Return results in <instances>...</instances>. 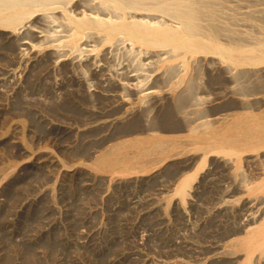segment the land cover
<instances>
[{
	"label": "rangeland",
	"instance_id": "obj_1",
	"mask_svg": "<svg viewBox=\"0 0 264 264\" xmlns=\"http://www.w3.org/2000/svg\"><path fill=\"white\" fill-rule=\"evenodd\" d=\"M209 1L213 2H211L212 19L206 18L207 20L202 23L206 28L210 26L208 23L215 24L220 30L214 37L217 45L231 50L246 49L254 46L256 40L264 38V5H262L264 0ZM255 11H261V14ZM240 12H243V16ZM39 14L31 19L29 25L38 23L35 26L44 25L41 28L50 31L51 28L48 27L55 25L49 18L50 14L43 12ZM54 15L59 16L58 13ZM244 15L246 17L250 15L251 20ZM33 21L36 23L34 24ZM219 25L227 27L220 29ZM28 32L26 27L17 37L27 34L34 44L36 43V47L19 53L16 52L18 49L14 43L9 45L7 42L8 34L0 31V79H5L3 82L0 80V264H224L226 260L230 262L227 261L225 264H232L231 260L233 264L245 263L246 255L237 247V243L243 240L248 230L264 223V202L261 206L264 192L249 193L245 185L263 179L264 173L261 172L263 176L259 174L260 176L257 177L258 172L254 169L262 165L264 150L245 153L238 163L237 157L227 160L216 154H209L204 160L205 154L202 153L201 148L205 145H201L197 137L205 132L209 125L220 134L240 136L248 118L252 121L256 120L255 118H264V81L262 83L264 77L260 78L261 68L243 65L241 60L225 61L212 53L191 55L179 52V56L173 58L165 55L163 58L166 59L159 64L158 71L151 73L152 79L155 80L167 69L174 68L178 72L181 83L176 89H166L164 96H169V99L152 105L149 101H139L132 96L124 98V101L120 97L109 96L111 94L109 92L115 91L116 86L110 84L102 86L93 78V71L88 67L87 54L77 56V66L79 65L77 68L65 69L66 64L68 65L73 59L67 60L68 58L64 57L59 59L58 55L63 53L62 48L51 47L46 40L45 45L43 38H35ZM42 41L44 46L40 44ZM119 48L112 52V57H115L111 61L115 67L128 58L123 52L124 49L121 46ZM102 52L98 53L99 59H102ZM216 58L220 60L216 61ZM64 59L67 61H60ZM239 59H243V56ZM211 64L213 69L210 67ZM10 71L13 73L11 78L8 77ZM189 84L194 86L192 91L186 94ZM183 92L185 95L183 105L180 108L175 107V110L176 97L178 93L180 95ZM195 94L205 100L200 101L202 99H198ZM240 95L244 98L240 99ZM189 105L194 108H189ZM121 109L122 111L118 112ZM177 109L183 112L180 110L176 112ZM135 110L140 112L136 113ZM132 112L135 116L131 118ZM215 119L217 120L214 121ZM141 121L142 125H140ZM103 122L111 124H103ZM109 154H113L114 163L103 160ZM224 163H227L228 169H223ZM212 170L220 173L224 170V173H229H226L228 178L223 172L220 174L222 189L232 191L231 182L234 181L233 183H244L242 191L239 190L237 194L234 193L235 196L231 194L227 198V191L220 189L219 184H215L211 176ZM192 174L196 176L191 185L190 196L185 201L173 197V190L180 181ZM209 178L213 179L212 182L208 181ZM223 180L227 181L223 182ZM213 188L215 191L212 190ZM220 193L222 194L219 195ZM253 199L256 202L253 203ZM213 205L216 208H212ZM247 208L250 210L248 211ZM250 211L255 212L256 215ZM220 220L225 222L222 223ZM253 220L255 222H252ZM259 253L255 252L254 257L258 259L253 257L252 264H264V257L260 256L264 254ZM232 254L237 258H233Z\"/></svg>",
	"mask_w": 264,
	"mask_h": 264
},
{
	"label": "bare ground",
	"instance_id": "obj_2",
	"mask_svg": "<svg viewBox=\"0 0 264 264\" xmlns=\"http://www.w3.org/2000/svg\"><path fill=\"white\" fill-rule=\"evenodd\" d=\"M231 1V0H229ZM234 1V0H233ZM254 1V0H253ZM212 2V1H211ZM209 0H0V31H4L7 34V42L10 44H15L18 51L16 52H24L25 50L35 48L36 43L34 44L31 37L26 35H22L17 37V35L21 34V31L26 27L29 31L28 34H31L35 38H43L44 44L47 41L48 45H51V47H60L62 55H58V58H68L73 59V61L69 62V64L66 66L68 70L77 68V56L85 55L87 54L88 58V67L91 68L90 70L93 71V78L98 80L100 85H108L110 86H116V89L118 87L119 91L115 89L114 94L112 92H109V96L114 97H120L124 100L127 99L126 97L130 98L132 96L135 97L136 100L139 101H149L152 103H160L162 101L168 100L169 96H164L166 89H176L180 85V77L178 72L172 68L167 69L164 74L159 75V78L153 80V72L158 71L159 64L166 58H163V56L168 55V58H173L174 56H179V52H184L185 54H215L220 59H223L225 61H233V60H241V63L243 65H252L256 67H260V73L262 74L260 78L264 77V38H260L257 41V43L249 48H239L236 50H231L227 48H223L216 44V41L214 40V37L217 36V34L220 32V30L215 26V24H209L208 28L203 26V21H206V18H211V10L213 6V2L211 3ZM228 2V0L226 1ZM215 3V2H214ZM239 3V2H238ZM256 3V2H255ZM215 5V4H214ZM218 5V4H217ZM264 5V4H262ZM220 6V5H219ZM237 6V5H234ZM242 6V5H241ZM243 7V6H242ZM249 7V6H248ZM224 8V7H222ZM239 8V7H238ZM251 8V7H249ZM248 8V9H249ZM227 9V8H226ZM230 9H232L230 7ZM228 8V10H230ZM243 9V8H242ZM261 10V9H260ZM221 11V10H219ZM263 11V10H262ZM45 13L50 14L51 21L55 24L51 28L50 31H45V29L41 28L43 26H35L38 25V23L34 22L35 25H29L31 19L36 14L39 13ZM225 12V11H224ZM253 12V11H252ZM256 13H260L255 11ZM59 14L54 15V14ZM222 13V12H221ZM243 13V12H242ZM240 12V14L243 16ZM249 13V12H246ZM213 14V13H212ZM215 14V13H214ZM225 14V13H224ZM239 14V12H238ZM250 15L252 13H249ZM261 14V13H260ZM264 14V13H263ZM262 14V15H263ZM40 15V14H39ZM230 15V14H229ZM246 15V14H245ZM244 15V16H245ZM250 15H247L250 19ZM260 15V16H262ZM222 16V15H221ZM220 16V17H221ZM253 16V15H252ZM259 16V18H260ZM38 17V16H37ZM41 17V16H40ZM46 17V16H44ZM223 17V16H222ZM235 17V16H234ZM255 17V16H253ZM224 18V17H223ZM226 18V17H225ZM244 18V17H243ZM257 18V17H256ZM258 18V19H259ZM35 19V18H34ZM45 19V18H43ZM48 19V18H47ZM212 19V18H211ZM228 19V18H227ZM255 19V18H254ZM263 19V17H262ZM39 21V19H37ZM36 20V21H37ZM218 20V19H216ZM230 20V19H229ZM251 20V19H250ZM47 21V20H46ZM44 21V22H46ZM215 21V18H214ZM231 21V20H230ZM42 22V21H40ZM51 22V23H52ZM172 22V23H169ZM261 22V21H260ZM52 23V24H53ZM221 23V22H219ZM237 23V22H235ZM240 23V22H238ZM43 24V23H42ZM47 24V23H45ZM207 24V23H206ZM224 24V23H223ZM233 24V23H231ZM247 24V23H246ZM254 24V23H253ZM50 25V24H49ZM207 25V26H208ZM221 26V25H219ZM248 26V25H246ZM254 26V25H252ZM256 26V25H255ZM227 27V26H221ZM229 28V27H228ZM253 28V27H252ZM255 28V27H254ZM259 28V27H258ZM230 29V28H229ZM238 30V29H236ZM227 31V30H225ZM229 31V30H228ZM232 31V30H230ZM239 31V30H238ZM243 31V30H242ZM241 33H245L242 32ZM240 32V31H239ZM257 32V31H256ZM259 32V31H258ZM262 32V31H261ZM228 33V32H227ZM230 33V32H229ZM223 34V33H222ZM220 35V34H219ZM229 35V34H228ZM234 35V34H233ZM244 35V34H241ZM249 35V34H247ZM230 36V35H229ZM227 36V37H229ZM226 37V36H225ZM236 37V35H235ZM242 37V36H241ZM247 37V36H245ZM254 37V36H253ZM239 38V36H238ZM34 39V38H33ZM221 39V37H220ZM228 39V38H227ZM230 39V37H229ZM242 39V38H241ZM240 39V40H241ZM244 39V38H243ZM248 39V38H246ZM5 40V39H4ZM42 40V39H41ZM40 40V41H41ZM46 40V41H45ZM231 40V39H230ZM237 40V38H236ZM250 40V39H249ZM39 41V40H38ZM37 41V42H38ZM234 41V40H232ZM244 41V40H243ZM243 41H240L243 43ZM33 42V43H32ZM245 42V41H244ZM247 42V41H246ZM40 43V42H39ZM43 41L40 43L42 45ZM94 43V45H91ZM234 43V42H233ZM237 43V42H236ZM251 43V42H250ZM7 44V43H6ZM34 44V46H33ZM226 44V43H225ZM46 45V44H45ZM237 45V44H236ZM246 45V46H247ZM8 46V45H6ZM39 45H37L38 47ZM44 46V45H42ZM121 46L122 49H124V53L128 57L125 62L119 64L115 67V65L112 64V59L115 57H112V52L117 48ZM231 46V45H230ZM241 46V45H239ZM10 48V47H9ZM40 48V46H39ZM51 49V48H50ZM53 50V49H52ZM55 50V49H54ZM57 50V49H56ZM2 51V50H1ZM102 52V59H99L98 53ZM121 51V52H122ZM59 52V51H58ZM115 52V51H114ZM113 52V53H114ZM12 53V52H11ZM27 53V52H26ZM52 53V52H51ZM55 53V51H54ZM61 54V53H60ZM121 54V53H120ZM119 54V55H120ZM123 54V53H122ZM124 54V55H125ZM56 55V54H54ZM52 55V56H54ZM111 55V56H110ZM116 55V54H115ZM36 56V55H35ZM48 56V55H47ZM51 56V57H52ZM75 58H72V57ZM110 56V57H109ZM118 56V55H117ZM122 56V55H121ZM240 56H243V59H239ZM20 57V56H19ZM16 57V58H19ZM85 58V56H83ZM27 58V57H26ZM32 57L30 56L29 59ZM49 58V57H48ZM83 58V59H84ZM122 58V57H121ZM7 59V58H6ZM54 59V58H53ZM52 59V60H53ZM56 59V58H55ZM54 59V60H55ZM118 59V58H116ZM218 58H216L217 61ZM218 59V60H220ZM67 60H60V61H67ZM114 60V59H113ZM120 60V58H119ZM84 61V60H82ZM81 61V62H82ZM212 61V60H211ZM210 61V63H212ZM27 62V61H26ZM194 62V61H193ZM215 62V61H214ZM213 62V63H214ZM219 62V61H218ZM221 62V61H220ZM223 62V61H222ZM48 63V62H47ZM83 63V62H82ZM86 63V62H84ZM114 63V62H113ZM117 63V60H116ZM202 63V61H201ZM55 64V61H54ZM199 64V63H198ZM53 65V64H52ZM202 65V64H201ZM213 64L210 65V67ZM221 65V64H220ZM180 66V65H179ZM203 66V65H202ZM219 66V65H218ZM235 66V65H234ZM175 67V66H174ZM212 68V67H211ZM156 69V70H155ZM166 69V68H165ZM179 69H181L179 67ZM213 69V68H212ZM221 69V68H220ZM252 69V68H251ZM77 70V69H76ZM178 70V68H177ZM67 71V70H65ZM215 71V70H214ZM218 71V70H217ZM222 71V70H221ZM233 71V70H232ZM248 71V70H247ZM251 71V70H250ZM77 72V71H74ZM152 72V73H151ZM255 72V71H253ZM259 72V71H257ZM81 73V71L79 72ZM78 73V74H79ZM152 75H151V74ZM206 73V72H205ZM241 73V71H240ZM243 73V72H242ZM246 73V71H245ZM5 75L7 73H4ZM68 74V73H67ZM76 74V73H75ZM226 74V73H225ZM238 74V73H237ZM15 75V74H14ZM70 75V74H69ZM83 75V72H82ZM81 75V76H82ZM241 75V74H240ZM251 75V74H250ZM254 75V74H253ZM13 77V73H11L8 77ZM78 76V75H76ZM211 76V75H210ZM244 76V75H242ZM258 76V78H259ZM3 77V74H2ZM85 77V76H84ZM227 77V76H226ZM237 77V75L235 76ZM247 76H245L246 78ZM255 77V76H254ZM1 78V77H0ZM15 78V77H14ZM228 78V77H227ZM259 78V79H260ZM176 79V80H175ZM238 79V78H237ZM240 79V78H239ZM242 79V78H241ZM252 79V77L250 78ZM254 79V78H253ZM258 79V80H259ZM2 82L5 79H0ZM8 80V79H7ZM10 80V79H9ZM81 80V79H80ZM216 80V79H215ZM220 80V76H219ZM224 80V79H223ZM221 80V81H223ZM245 80V79H244ZM13 81V80H12ZM232 81V79H231ZM235 82V80H233ZM264 79H262L263 83ZM90 82V81H89ZM193 82V81H191ZM198 82V81H195ZM217 82V81H216ZM220 82V81H219ZM241 82V81H240ZM244 82V81H243ZM258 82V81H257ZM7 83V82H6ZM11 83V82H10ZM93 83V82H92ZM98 83V84H99ZM236 83V82H235ZM254 83V82H252ZM259 83V82H258ZM2 84V83H1ZM5 84V83H4ZM195 84V83H194ZM193 84V86H194ZM200 84V83H199ZM237 84V83H236ZM249 84V83H248ZM247 84V85H248ZM261 84V83H260ZM212 85V84H210ZM244 85V84H243ZM250 85V84H249ZM248 85V86H249ZM262 85V84H261ZM264 85V84H263ZM191 84H189L188 89L185 91V93H190L193 88ZM198 86V85H197ZM195 86V88L197 87ZM234 86V84H233ZM232 86V87H233ZM247 86V87H248ZM90 87V86H89ZM101 87V86H100ZM240 87V86H239ZM243 88V86H241ZM250 87V86H249ZM210 88V87H209ZM257 87H254L256 89ZM261 88V86H260ZM91 89V88H90ZM200 89V87H199ZM205 89V88H204ZM240 89V88H239ZM246 89V88H245ZM249 88H247L248 90ZM258 89V88H257ZM219 90V89H218ZM221 90V89H220ZM244 90V89H243ZM251 90V88H250ZM253 90V89H252ZM260 90V89H259ZM173 91V90H172ZM179 91V90H178ZM195 91V90H194ZM199 91V90H198ZM201 91V90H200ZM234 91V90H233ZM245 91V90H244ZM254 91V90H253ZM170 92V91H169ZM168 92V94H169ZM177 92V91H176ZM197 92V90H196ZM237 92V91H235ZM252 92V91H251ZM257 92V91H255ZM261 92V90H260ZM195 93V92H193ZM198 93V92H197ZM219 93V92H218ZM234 93V92H231ZM254 94V92H252ZM258 93V92H257ZM108 94V93H107ZM167 94V95H168ZM199 94V93H198ZM198 94L197 98H198ZM243 94V93H242ZM93 95V94H92ZM96 95V94H95ZM166 95V94H165ZM190 95V94H189ZM193 95V94H192ZM201 95V94H200ZM199 95V96H200ZM221 95V94H220ZM234 95V94H233ZM247 95V94H246ZM107 96V95H106ZM208 96V95H206ZM213 96V95H212ZM225 96V95H224ZM241 96V95H240ZM250 96V95H249ZM255 96V95H254ZM257 96V95H256ZM185 97L184 92L181 93L176 97V106L175 107H181L183 105V98ZM190 97V96H189ZM193 97V96H192ZM246 97V96H245ZM131 98V99H132ZM194 98V97H193ZM192 98V99H193ZM199 98L202 99V96ZM198 98V99H199ZM244 98V97H240ZM255 98V97H254ZM263 98V97H262ZM134 99V98H133ZM172 99V98H171ZM191 99V100H192ZM204 99V98H203ZM200 100V101H203ZM208 99V98H207ZM239 99V100H240ZM252 99V98H251ZM117 99H115V102ZM119 100V99H118ZM197 100V99H195ZM205 100V99H204ZM231 100V99H230ZM229 100V102H230ZM234 100V99H233ZM232 100V101H233ZM111 101V100H110ZM125 101V100H124ZM194 101V100H193ZM208 101V100H206ZM236 101V99H235ZM256 101V100H255ZM114 102V104H115ZM228 102V103H229ZM242 102V101H241ZM260 102V100L258 101ZM124 103V102H123ZM169 103V102H168ZM192 103V102H191ZM244 103V102H243ZM250 103V102H249ZM253 103V102H252ZM264 103V102H263ZM262 103V105H263ZM147 104V103H146ZM166 104V103H165ZM164 104V105H165ZM196 104V103H195ZM198 104V102H197ZM196 104V105H197ZM238 104V103H237ZM241 103L239 102V105ZM122 105V104H121ZM120 105V106H121ZM127 105V104H126ZM156 105V104H155ZM186 105V104H185ZM230 105V104H229ZM232 105V104H231ZM236 105V104H235ZM234 105V106H235ZM260 105V104H258ZM129 106V105H127ZM146 108L147 106L144 105ZM149 106V105H148ZM154 106V104H153ZM161 106V104H160ZM169 106V104L167 105ZM195 106V105H194ZM249 106V105H248ZM253 106V105H252ZM251 106V107H252ZM255 106V105H254ZM253 106V107H254ZM109 107V106H108ZM117 107V106H116ZM125 107V105H124ZM151 107V106H150ZM158 107V105H157ZM244 108V106H242ZM252 107V108H253ZM256 107V106H255ZM258 107V106H257ZM256 107V108H257ZM154 108V107H151ZM186 108L188 109L187 105ZM184 107V109H186ZM189 108L190 105H189ZM194 108V107H192ZM191 108V109H192ZM238 108V107H237ZM259 108V107H258ZM118 109V108H116ZM115 109V110H116ZM125 109V108H124ZM148 109V108H147ZM161 109V108H160ZM182 109V108H181ZM182 109V110H184ZM208 109V108H207ZM228 109V108H227ZM233 109V108H231ZM230 109V110H231ZM235 109V108H234ZM242 109V108H241ZM245 109V108H244ZM243 109V110H244ZM247 109V108H246ZM142 110V108H141ZM172 111V109H170ZM174 110V109H173ZM176 110V108H175ZM174 110V111H175ZM177 109L176 112H179ZM180 110V111H182ZM197 110V109H196ZM253 110V109H252ZM257 110V109H255ZM122 111L121 110H118ZM125 111V110H124ZM136 111V110H135ZM134 111V112H135ZM150 113L152 112L150 109L148 110ZM155 111V110H154ZM191 111V110H190ZM258 111V110H257ZM262 111V110H261ZM112 112V111H111ZM110 112V113H111ZM115 112V111H114ZM131 112V111H130ZM129 112V113H130ZM132 112L130 114L131 118L135 116V113ZM140 112V110L136 111ZM156 112V111H155ZM165 112V111H164ZM183 112V111H182ZM181 112V113H182ZM185 112V111H184ZM187 112V111H186ZM195 112V111H194ZM109 113V112H108ZM107 113V114H108ZM146 113V112H144ZM149 113V112H148ZM147 113V114H148ZM170 113V112H169ZM173 113V112H172ZM190 113V112H189ZM201 113V112H200ZM205 113V112H204ZM116 113H114L115 115ZM122 114V113H121ZM139 114V113H138ZM157 114V113H156ZM185 114V113H183ZM182 114V115H183ZM193 114V113H192ZM207 114V113H206ZM219 114V113H218ZM260 114V113H259ZM113 115V116H114ZM117 115V114H116ZM140 115V114H139ZM171 115V114H170ZM173 115V114H172ZM180 115V116H182ZM199 115V114H198ZM203 115V114H201ZM103 116V115H101ZM100 116V117H101ZM111 116V114H110ZM184 116V115H183ZM222 116V115H221ZM226 116V115H225ZM232 116H234L232 114ZM106 117V116H105ZM167 117V115L165 116ZM186 117V115H185ZM229 117V116H228ZM130 118V117H128ZM164 118V117H163ZM192 118V116H191ZM198 118V116H197ZM225 118V117H224ZM233 118V117H232ZM101 119V118H100ZM98 119L97 121L99 122ZM135 119V118H134ZM137 119V118H136ZM140 119V118H139ZM146 119V117L144 118ZM153 119V118H152ZM151 119V120H152ZM169 119V117H168ZM171 119V118H170ZM182 119V118H180ZM194 119V118H193ZM196 119V118H195ZM247 119V118H245ZM256 120L252 121L248 118L247 122L243 126L242 133L240 136L237 134L236 137L230 136L229 134H220L219 131L216 129H212L209 125L206 131L202 134H199L197 139L200 140L201 145L204 144L205 147H202L201 150L202 153L205 154L202 156V159L204 157H207L209 154H216V156L220 155L221 158L227 159L237 157V163L241 160L242 155L245 153H253V152H259L261 150H264V118H255ZM121 120V119H119ZM128 120V119H127ZM126 120V122H127ZM132 120V119H131ZM162 120V119H161ZM173 120V119H171ZM176 120V119H175ZM178 120V119H177ZM176 120V121H177ZM199 120V119H198ZM197 120V121H198ZM215 119L214 121H216ZM220 119H218L219 122ZM223 120V119H222ZM227 121L229 119H226ZM133 121V120H132ZM155 121V120H153ZM164 121V120H163ZM166 121V119H165ZM175 121V122H176ZM188 122V120H185ZM184 121V123H185ZM194 121V120H193ZM224 121V120H223ZM91 122V121H90ZM111 122V121H110ZM122 122V120H121ZM136 122V121H135ZM144 122V120H143ZM170 122V121H169ZM174 122V121H173ZM203 122V121H202ZM207 122V121H206ZM226 122V121H225ZM95 123V122H94ZM93 123V124H94ZM106 124L107 122H103V124ZM112 123V122H111ZM111 123H107L110 125ZM120 123V121H119ZM125 123V122H124ZM128 123V122H127ZM126 123V125H127ZM138 123V121H137ZM151 123V122H150ZM159 124V122H157ZM167 123V122H166ZM177 123V122H176ZM209 123V122H208ZM215 123V122H214ZM88 124V123H87ZM96 124V123H95ZM101 124V126L103 125ZM118 124V123H117ZM121 124V123H120ZM147 124V122H146ZM200 124V123H199ZM198 124V125H199ZM206 124V123H205ZM204 124V125H205ZM142 125V121L141 124ZM153 125V123L151 124ZM185 125V124H184ZM183 125V126H184ZM188 125V124H187ZM191 125V124H190ZM193 125V124H192ZM203 125V126H204ZM240 125V124H239ZM115 126V125H114ZM122 126V124H121ZM200 126V125H199ZM198 126V127H199ZM208 126V125H207ZM227 126V125H226ZM98 127V126H97ZM106 127V126H105ZM108 128V127H106ZM126 127V126H124ZM148 127V126H147ZM188 126H186L187 129ZM202 127V126H201ZM206 127V126H205ZM233 127V125H232ZM15 128V127H14ZM131 128V127H130ZM137 128V127H136ZM154 128V127H153ZM175 128V127H174ZM185 128V127H184ZM219 128V127H218ZM69 129V128H68ZM96 129V128H95ZM101 129V127H100ZM119 129V128H118ZM140 129V128H139ZM142 129V128H141ZM144 129V127H143ZM156 129V128H155ZM196 129V128H195ZM71 130V129H70ZM123 130V129H122ZM145 130V129H144ZM149 130V129H148ZM153 130V129H152ZM170 131L172 129H169ZM167 130V131H169ZM185 130V129H184ZM188 130V129H187ZM202 130V129H201ZM85 131V130H84ZM124 131V130H123ZM143 131V130H142ZM169 131V132H170ZM173 131V130H172ZM178 131V130H177ZM196 131V130H195ZM203 131V130H202ZM222 131V130H221ZM154 131L151 133L153 134ZM157 132V131H155ZM175 132V131H174ZM103 133V132H102ZM139 133V132H138ZM195 133V132H194ZM121 134V133H120ZM119 134V135H120ZM129 134V133H128ZM190 134V133H189ZM193 134V133H192ZM234 134V133H233ZM236 134V133H235ZM123 135V134H122ZM151 135V134H150ZM154 135V134H153ZM111 136V135H109ZM130 136V135H129ZM145 138V137H144ZM105 143V142H104ZM196 143V141H195ZM127 145V144H126ZM124 147V146H123ZM116 150V149H115ZM142 150V149H141ZM255 154V153H254ZM248 155V154H247ZM219 157V156H218ZM253 157V156H252ZM256 157V156H255ZM247 158V157H246ZM244 158V159H246ZM250 158V157H249ZM253 159V158H252ZM255 159V158H254ZM261 159V157H260ZM104 161L110 163H114L113 161V154H109L107 157L103 158ZM113 160V161H112ZM220 160V159H219ZM228 160V159H227ZM248 161L250 159H247ZM223 161V160H222ZM221 161V162H222ZM246 161V162H248ZM193 162V161H192ZM212 162V161H211ZM226 162V161H225ZM232 162V161H230ZM245 162V163H246ZM251 162V161H250ZM257 162V161H256ZM259 162V161H258ZM53 163V162H51ZM119 163V162H118ZM117 163V164H118ZM130 163V162H129ZM128 163V164H129ZM190 163V162H189ZM214 163V162H213ZM255 163V162H254ZM260 163V162H259ZM258 163V164H259ZM262 165L258 166V168H255V172H258V176L262 175L264 173V161H261ZM232 164V163H231ZM249 165V163H247ZM188 165V164H187ZM191 165V164H190ZM194 165V164H193ZM196 165V164H195ZM217 165V163H216ZM234 165V164H233ZM236 165V164H235ZM245 165V164H244ZM257 165V164H255ZM102 166V165H100ZM122 166V165H121ZM124 166V165H123ZM220 166V165H219ZM227 163L223 164V169L227 168ZM251 166V165H250ZM104 167V166H103ZM102 167V168H103ZM117 167V166H116ZM188 167V166H187ZM187 167L185 169H187ZM231 167V166H230ZM242 167V166H241ZM257 167V166H256ZM260 167V168H259ZM107 168V167H106ZM192 168V167H191ZM188 168V169H191ZM221 168V167H219ZM253 168V167H252ZM114 169V168H113ZM120 169V168H119ZM126 169V168H125ZM195 169V168H194ZM212 169V168H211ZM214 169H216L214 167ZM222 169V168H221ZM108 170V169H107ZM199 168L197 169V171ZM218 170V169H216ZM250 170V169H249ZM253 170V171H254ZM105 171V170H104ZM127 171V170H126ZM193 171V170H192ZM196 171V172H197ZM214 171V170H212ZM211 176L213 177L215 184H222L220 181V174H223L224 170L220 173L219 171H214ZM228 171V170H226ZM230 171V170H229ZM238 171V170H237ZM242 172V170H241ZM261 172H263L261 174ZM139 173V172H138ZM185 173V172H184ZM227 173V172H226ZM224 173V174H226ZM233 173V172H232ZM239 173V172H237ZM243 173V172H242ZM254 173V172H253ZM197 174V173H196ZM196 174H192L190 176H187L183 178L180 183L176 186V188L173 190V197H178L182 201H185L189 196L191 192V185L193 184V180L196 176ZM199 174V173H198ZM210 173H208L209 176ZM229 174V173H227ZM222 175V176H225ZM235 174V173H234ZM245 174V173H244ZM248 174V173H247ZM257 174V173H256ZM260 174V175H259ZM129 175V174H128ZM188 175V174H187ZM232 175V174H231ZM250 175V173L248 174ZM234 176V175H233ZM251 176V175H250ZM263 176V175H262ZM211 177V178H212ZM235 177V176H234ZM234 177L232 179H234ZM247 177V176H245ZM222 178V177H221ZM228 178V177H227ZM231 178V177H230ZM251 178V177H250ZM206 179V178H204ZM213 179H210L208 181H211ZM237 179V178H236ZM244 179V178H243ZM247 179V178H246ZM253 179V178H252ZM252 179H250L252 181ZM259 179V178H258ZM202 180V179H201ZM207 180V179H206ZM219 180V181H218ZM256 180V179H254ZM197 181V180H196ZM200 181V180H199ZM207 181V182H208ZM227 180H223L225 182ZM229 181V180H228ZM231 181V180H230ZM236 181V180H235ZM241 181V179H240ZM248 182V180H246ZM202 182V181H201ZM231 182L232 187L231 190H224L222 189V185H220V189L224 190L227 194V198L233 194L234 196L239 192V190L243 189L244 183L239 182ZM246 182V183H247ZM205 183V181H204ZM245 183V184H246ZM208 185L210 183H207ZM252 184V185H251ZM204 185V184H202ZM214 185V184H213ZM227 185V184H226ZM225 185V188H227ZM251 185V186H250ZM199 186V185H198ZM206 186V185H205ZM212 186V185H211ZM247 187L244 188L248 190L249 193H257L260 191L264 192V176L263 179L260 182H249ZM250 186V187H249ZM200 187V186H199ZM217 187V186H216ZM206 188V187H205ZM210 188V187H209ZM208 189V188H207ZM230 189V188H228ZM197 190V189H196ZM205 190V189H204ZM210 190V189H208ZM214 190V188L212 189ZM215 191V190H214ZM217 191V190H216ZM221 191V190H220ZM242 191V190H241ZM243 191V192H244ZM213 192V191H212ZM223 192V191H222ZM232 192V193H231ZM247 192V191H246ZM166 193V192H165ZM201 193V192H200ZM211 193V192H210ZM219 193V192H214ZM213 193V194H214ZM236 193V194H234ZM199 194V193H198ZM207 194V193H206ZM212 194V193H211ZM220 193L219 195H221ZM242 194V193H241ZM155 195V193H154ZM158 195V194H157ZM201 195V194H200ZM203 195V194H202ZM232 195V196H233ZM216 196V195H215ZM203 197V196H202ZM214 197V196H213ZM212 197V198H213ZM220 197V196H219ZM224 197V196H223ZM221 197V198H223ZM139 198V197H138ZM199 198V196H198ZM216 198V197H215ZM219 198V199H221ZM234 198V197H233ZM259 198V197H258ZM263 198V197H262ZM214 199V198H213ZM226 199V198H225ZM245 199V198H244ZM247 199V198H246ZM239 200V199H238ZM248 200V199H247ZM251 200V199H250ZM254 200V199H253ZM259 200V199H258ZM262 200V199H261ZM260 200V201H261ZM201 201V200H199ZM216 201V200H215ZM219 201V200H218ZM223 201V199H222ZM225 201V200H224ZM235 201V200H234ZM246 201V200H245ZM258 201V203H260ZM137 202V201H136ZM140 202V201H139ZM214 202V201H213ZM249 202V201H248ZM253 203L256 202L255 200L252 201ZM263 202L261 206H263ZM201 203V202H199ZM212 203V202H211ZM222 203V202H221ZM243 203V202H242ZM245 203V202H244ZM202 204V203H201ZM214 204V203H212ZM217 205L218 202H216ZM226 204V203H224ZM229 204V202H228ZM199 205V204H198ZM223 205V204H222ZM231 205V204H230ZM236 205V204H235ZM234 205V206H235ZM245 205V204H244ZM252 205V204H248ZM193 206V205H192ZM216 208L215 205H213ZM232 206V207H234ZM238 206V205H237ZM247 206V204H246ZM260 206V205H259ZM258 206V207H259ZM186 207V206H185ZM205 207V206H204ZM243 208L245 206H242ZM250 207V206H249ZM255 207V206H254ZM257 207V206H256ZM218 208V207H217ZM220 208V207H219ZM230 208V207H229ZM236 208V207H235ZM246 208V207H245ZM253 208V207H252ZM251 208V210H252ZM261 209V207H259ZM162 209V208H161ZM227 209V208H226ZM248 209V208H247ZM258 209V208H257ZM259 209V211H260ZM264 209V208H263ZM198 210V208H197ZM200 210V208H199ZM202 210V208H201ZM216 210V209H215ZM218 210V209H217ZM221 210V209H220ZM228 210V209H227ZM246 210V209H245ZM243 210V212L245 211ZM250 209H248L249 211ZM230 211V209H229ZM256 211L257 210H253ZM238 212V211H237ZM236 212V213H237ZM247 212V210L245 211ZM252 212V211H250ZM263 212V211H262ZM261 212V214H262ZM213 213V212H212ZM235 213V211H234ZM240 213V212H239ZM238 213V214H239ZM242 213V211H241ZM248 213V212H247ZM255 212H252L253 215H256ZM216 214V213H215ZM221 214V213H220ZM231 214V213H230ZM244 214V213H243ZM249 214V213H248ZM252 214L250 216H252ZM219 215V214H218ZM260 215V214H257ZM214 216V215H213ZM221 216V215H220ZM242 216V215H241ZM244 216V215H243ZM246 216V215H245ZM250 216H248L250 218ZM264 216V214H263ZM200 217V216H199ZM217 217V216H215ZM222 217V216H221ZM225 217V216H223ZM247 217V216H246ZM220 218V217H219ZM262 218V216H261ZM201 219V218H200ZM217 219V218H215ZM223 219V218H220ZM254 219V218H252ZM263 219V218H262ZM197 220V219H196ZM261 220V219H260ZM217 221V220H216ZM221 221V220H220ZM257 221V219H256ZM222 222V221H221ZM225 222V221H224ZM222 222V223H224ZM250 222V221H249ZM252 222H255L253 220ZM259 222V220H258ZM220 223V222H219ZM244 224V223H243ZM253 224V223H252ZM251 224V225H252ZM256 224V223H255ZM250 225V224H248ZM202 226V225H201ZM253 226V225H252ZM251 226V227H252ZM212 227V226H211ZM245 228V225L243 226ZM247 227V224H246ZM250 227V226H249ZM250 227V228H251ZM243 228V229H244ZM242 229V228H241ZM242 229V230H243ZM240 230V228H239ZM238 230V231H239ZM237 231V233H238ZM245 231V229H244ZM236 233V232H235ZM205 234V233H204ZM213 234V233H212ZM221 234V233H220ZM219 234V235H220ZM231 234V233H230ZM234 234V233H233ZM243 234V233H242ZM197 235V234H196ZM234 236V235H233ZM236 236V235H235ZM199 237V236H198ZM211 236H209L210 239ZM201 239V237H199ZM225 239V238H224ZM229 239V237H228ZM227 240V239H226ZM230 240V239H229ZM228 240V241H229ZM217 241V240H216ZM191 243V242H190ZM222 243V242H221ZM220 243V244H221ZM225 243V242H224ZM229 243V242H228ZM203 245V244H202ZM214 245V244H213ZM218 245V244H217ZM234 246V244H232ZM228 246V245H227ZM224 247V246H223ZM222 247V248H223ZM231 247V246H230ZM237 247H239L246 255L245 263L240 264H252L251 260L254 257V254L256 251H259L264 254V223L257 226L256 228H252L248 230L246 235L244 236L243 240L241 239L240 243H237ZM199 248V247H198ZM203 248V247H202ZM218 248V247H217ZM197 249V248H196ZM201 249V248H200ZM213 249V248H212ZM230 249V248H229ZM189 250V249H188ZM198 250V249H197ZM214 250V249H213ZM220 250V249H218ZM222 250V249H221ZM202 251V250H201ZM205 252V250H204ZM207 252V251H206ZM220 252V251H219ZM227 252V251H226ZM241 252V251H240ZM203 253V252H202ZM229 253V252H228ZM232 253V252H231ZM259 253V254H261ZM199 254V253H198ZM208 254V253H207ZM211 254V253H210ZM223 254V252H222ZM236 254V253H235ZM242 254V253H239ZM237 254V255H239ZM132 255V254H131ZM140 255V254H139ZM195 255V254H194ZM220 255V254H219ZM218 255V256H219ZM230 255V254H229ZM233 255V256H232ZM231 256L234 258V254ZM258 255V254H257ZM211 256V255H209ZM222 256V255H221ZM224 256V255H223ZM256 256V254H255ZM261 257H264L263 255H260ZM228 257V256H227ZM222 257V258H227ZM244 257V256H243ZM242 257V258H243ZM216 258V257H215ZM237 258V257H236ZM235 258V259H236ZM255 258V257H254ZM256 259V258H255ZM258 259V257H257ZM256 259V260H257ZM264 259V258H263ZM141 260V259H140ZM218 260V258H217ZM230 260V259H229ZM228 260H226L227 262ZM255 260H253L254 262ZM262 261V260H261ZM155 262V261H154ZM224 262V264L226 263ZM230 261H228L229 263ZM232 264L233 261L231 260ZM235 262V261H234ZM237 262V261H236ZM223 263V262H222ZM259 263V261H258ZM262 263V262H260Z\"/></svg>",
	"mask_w": 264,
	"mask_h": 264
}]
</instances>
